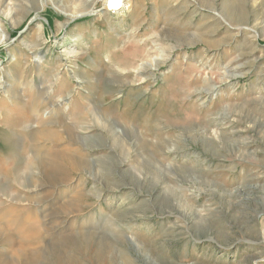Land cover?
<instances>
[{"label": "rangeland", "instance_id": "obj_1", "mask_svg": "<svg viewBox=\"0 0 264 264\" xmlns=\"http://www.w3.org/2000/svg\"><path fill=\"white\" fill-rule=\"evenodd\" d=\"M0 264H264V0H0Z\"/></svg>", "mask_w": 264, "mask_h": 264}, {"label": "bare ground", "instance_id": "obj_2", "mask_svg": "<svg viewBox=\"0 0 264 264\" xmlns=\"http://www.w3.org/2000/svg\"><path fill=\"white\" fill-rule=\"evenodd\" d=\"M123 0H107V4L111 7V11H113V10H117V9H119L120 8V2H122ZM5 35V34H4ZM58 168H59V166L58 167H54V170H58ZM53 170V171H54ZM56 173H58V171H56ZM52 175H54V176H56L57 174H53L52 173ZM64 176V175H63ZM61 177V176H60ZM54 178V177H53ZM56 178V177H55ZM56 180V179H55ZM57 181H59V180H57ZM64 210H66V213H72V212H70V211H72V210H74L75 211V209H68V208H66V209H64Z\"/></svg>", "mask_w": 264, "mask_h": 264}]
</instances>
